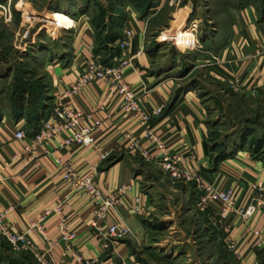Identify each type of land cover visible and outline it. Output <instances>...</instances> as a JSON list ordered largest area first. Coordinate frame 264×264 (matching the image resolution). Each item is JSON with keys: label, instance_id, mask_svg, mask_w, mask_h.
Instances as JSON below:
<instances>
[{"label": "crops", "instance_id": "1", "mask_svg": "<svg viewBox=\"0 0 264 264\" xmlns=\"http://www.w3.org/2000/svg\"><path fill=\"white\" fill-rule=\"evenodd\" d=\"M207 8L204 14L210 31L203 29L207 36L203 58L188 73L192 74L200 66L212 79L226 83L234 91L242 87L264 88V8L241 0L236 3L220 1ZM73 17L69 21L76 20L75 26L65 29L71 32L70 53H60L45 64L47 107L40 110L44 112L38 117L39 121L25 115L0 118V209L9 205L13 208L9 217L12 229L26 233L31 223L46 215L42 224L51 243L44 241L36 229L27 236L34 248L44 253L48 264H73L74 252L90 264H142L138 253L152 248L154 239L160 237V231L153 225L166 222L174 228L180 218L190 216L193 223L204 228L203 234H196L202 244L183 252L192 264H229V257L234 264H264V241L257 245L254 238H249L250 230L256 228L264 240V162L241 151L214 162L207 147L208 123L200 93L194 87L179 90L174 78L160 77L153 71L152 55L144 45L147 21L129 14L123 23V28H130L135 35L129 51L130 66L125 68L126 80L142 97V110L150 112L163 107L160 115L151 116L149 125L165 148L184 155L183 164L206 183L219 189L233 188L237 206L256 203L257 211L250 218L231 217L230 237L237 245L239 258L227 250L222 223L212 220V210L198 207L200 193L194 183L166 185L164 182L168 178L157 164L128 150L123 134L132 131L141 137L142 127L133 117L123 114L120 96L110 93L100 81L84 87L72 102L88 113L101 102L106 103L104 109L93 113L85 124L92 127L95 119L102 121L94 138L99 147L110 152L108 159L99 166V180L104 191L129 185L122 203L110 209L102 221L105 226L128 229L126 236L97 239L91 225L90 201L62 179V167L55 159L70 162L80 169L98 161L90 148L61 147L68 131L38 148L41 154L38 166L18 157L21 144L33 138L36 128L49 116L54 102L84 71L87 57L97 56L101 61L86 14L83 12L74 20ZM176 21L178 28L184 25V19ZM31 35L36 36V33ZM146 90L147 95L142 96ZM20 129L26 133L22 143L15 140V133ZM141 146L154 149L148 139H141ZM253 185L263 190L254 189ZM60 223L73 235L71 240L61 237ZM196 237L189 240L196 244ZM218 239L224 242L222 250L213 245Z\"/></svg>", "mask_w": 264, "mask_h": 264}, {"label": "rangeland", "instance_id": "2", "mask_svg": "<svg viewBox=\"0 0 264 264\" xmlns=\"http://www.w3.org/2000/svg\"><path fill=\"white\" fill-rule=\"evenodd\" d=\"M220 1L226 0H12L9 13L0 9V116L11 118L22 111L21 107L33 111L38 102L35 98H46L45 64L60 53H70L71 32L64 26L72 23L71 17L77 18L84 12L94 34L95 29L104 32L119 23L123 34L127 28H123V23L130 14L147 21L144 45L152 55L153 71L160 77L174 78L179 90L194 87L199 91L208 123L207 146L214 162L240 151L264 162V88L242 87L234 91L226 83L212 79L200 66L188 73L203 58L206 30L210 31L204 12ZM241 1L264 8V0ZM0 2L5 6L8 0ZM18 2L37 19L57 16V21L52 24L24 19L16 11ZM175 19H184V25L178 28ZM185 30L192 31V41L173 38ZM111 49L104 57L113 53ZM168 179L166 185L180 186ZM166 224L169 223L153 225L160 237L154 239L152 248L138 253L140 262L192 264L183 252L202 244L197 235L203 234L204 228L193 223L190 216L180 218L174 228L171 223L165 227ZM191 237H196V244L189 240ZM213 245L221 250L225 246L219 239ZM230 261L229 257V264H234ZM0 264L40 263L29 251H12L0 236Z\"/></svg>", "mask_w": 264, "mask_h": 264}, {"label": "built area", "instance_id": "3", "mask_svg": "<svg viewBox=\"0 0 264 264\" xmlns=\"http://www.w3.org/2000/svg\"><path fill=\"white\" fill-rule=\"evenodd\" d=\"M11 2L12 0H8L5 6L0 4V9L4 13H9ZM19 3L15 8L16 11L20 12L22 18L27 20H42L46 23L49 22L46 21L48 18L45 17L42 19L35 18L29 9L21 7ZM75 21L64 26V29L73 28ZM134 36V32L130 28L123 30L122 37L116 40V44L122 55L112 65L103 64L97 56L91 55L87 57L84 71L76 78L69 89L54 102L49 116L41 122L33 138L28 143L21 144L18 157L22 156L27 162L32 163L34 167L38 166L41 161V154L38 148L43 145L47 146L55 137L68 131L69 133L64 135L60 143L61 147L80 146L90 148L96 154L98 161L89 164L84 169H80L70 162H63L57 158L55 159V163L60 168L62 167V179L67 184H70L74 191L83 193L88 201H90L93 209L91 225L97 239L106 240L111 237L119 238L126 236L129 233L128 229L118 225L105 226L102 221L110 209L122 203L124 195L129 190V185L125 186L123 184L115 190L104 191L103 185L99 180V166L108 159L110 152L99 147L94 138V132L101 125L102 121L99 118L95 119L92 127L85 124V120L90 119L93 113L102 111L106 103L104 101L101 102L92 113H88L76 107L72 102V98L79 94L84 87H87V85L95 81H100L110 93H116L120 96L123 114L133 117L142 127L141 137L136 136L132 131H127L123 134V141L127 144L126 147L128 150L139 154L148 162L157 164L172 182L194 183L200 193L197 203L199 205L198 207L201 210H212V220L216 221L217 219L218 222L222 223L225 232L224 242L228 250L231 251L235 258H239L237 245L230 237L231 217L238 215L241 219H248L257 211V205L256 203H250L244 207L237 206L236 191L233 188L219 189L203 181L196 172L183 164L184 155L169 151L160 142V138L154 135L150 128L149 120L151 116L160 115L163 107H158L150 112L142 110L140 106L142 97L130 85L125 76V68L128 65L130 66L131 57L129 56V51ZM147 93V90L144 91L142 96H146ZM25 139L26 133L24 129H20L15 133V140L18 142L22 143ZM141 139L150 140L153 143L154 149L143 148L141 146ZM45 153H48V151L46 150ZM253 188L260 191L263 190L262 187L254 185ZM12 209L10 205L9 207L0 209V236L8 243L12 251H29L37 262L40 264H48L44 253L35 249L27 236V233L33 232L36 229L44 241L51 243L48 233L45 232L44 225L42 224L46 215L36 223H31L26 233L15 232L9 221ZM59 229L63 239L71 240L73 235L66 230L64 224L60 223ZM249 238H254L257 245L262 244L264 241L261 232L256 230V228L250 230ZM73 264H90V262L84 260L79 253L74 252Z\"/></svg>", "mask_w": 264, "mask_h": 264}, {"label": "trees", "instance_id": "4", "mask_svg": "<svg viewBox=\"0 0 264 264\" xmlns=\"http://www.w3.org/2000/svg\"><path fill=\"white\" fill-rule=\"evenodd\" d=\"M95 37H96L95 41L97 43V51L100 53V56H101V62L105 65H112L113 63H115L116 59L120 55V49L118 45L116 44V40L122 37V33L120 32V24L115 23L112 29H107L104 32L98 31V29H95ZM101 38L103 39L101 40ZM109 47L112 48L111 50L113 51V53L109 55V57H104L105 56L104 54H106L105 52L107 51ZM35 100H37L38 102L36 104V108L33 111H28V110L25 111L23 110L24 107H21L20 110L22 111H19L13 117L18 118L21 115H25L26 117H28V119H34L38 122L39 121L38 117L41 116L42 112H44L47 106H45L46 101L44 98L38 99V97H36ZM41 109H44V110L40 112ZM38 129L36 128V132L38 131ZM208 151H209V148H208Z\"/></svg>", "mask_w": 264, "mask_h": 264}, {"label": "bare ground", "instance_id": "5", "mask_svg": "<svg viewBox=\"0 0 264 264\" xmlns=\"http://www.w3.org/2000/svg\"><path fill=\"white\" fill-rule=\"evenodd\" d=\"M48 19L46 20L49 23L54 24L55 21H57V16L53 17L52 19L47 17ZM173 36V35H172ZM174 39L181 40V42H190L193 39V34L191 30H185L181 32L178 36H173Z\"/></svg>", "mask_w": 264, "mask_h": 264}]
</instances>
